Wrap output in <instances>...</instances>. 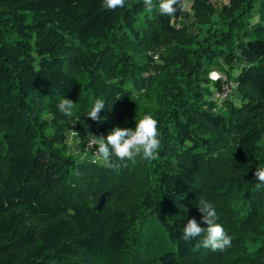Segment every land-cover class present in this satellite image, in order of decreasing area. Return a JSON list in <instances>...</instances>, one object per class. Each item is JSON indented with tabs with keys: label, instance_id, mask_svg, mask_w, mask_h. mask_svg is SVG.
Instances as JSON below:
<instances>
[{
	"label": "trees",
	"instance_id": "16d2710c",
	"mask_svg": "<svg viewBox=\"0 0 264 264\" xmlns=\"http://www.w3.org/2000/svg\"><path fill=\"white\" fill-rule=\"evenodd\" d=\"M189 2L169 16L159 0H0V264H264V0ZM214 69L234 86L222 102ZM144 114L155 159L105 167L68 149L73 129L93 153L92 136ZM201 196L232 237L223 251L182 238Z\"/></svg>",
	"mask_w": 264,
	"mask_h": 264
},
{
	"label": "clouds",
	"instance_id": "9594fccd",
	"mask_svg": "<svg viewBox=\"0 0 264 264\" xmlns=\"http://www.w3.org/2000/svg\"><path fill=\"white\" fill-rule=\"evenodd\" d=\"M126 0H101L102 7L113 9L124 7ZM146 9L151 10L155 5L153 0H143ZM178 0H159L158 8L161 15H172L177 11ZM59 113L65 117H72L76 111L72 100L61 97L56 104ZM105 109V100L96 98L92 103L87 116L93 121H99L98 113ZM157 120L150 114H144L135 122L134 129L114 126L106 136H92L91 146L94 163H102L105 167H113L116 161L133 160L137 155L145 159H155L160 147ZM254 178L260 182L257 187L264 186V167L254 171ZM195 207L202 214L198 222L195 218L188 219L183 225L182 238L184 240L200 237L201 247L210 250L223 251L231 247L232 237L226 232L221 223H218V214L210 200L203 196ZM206 225L202 227L201 225Z\"/></svg>",
	"mask_w": 264,
	"mask_h": 264
},
{
	"label": "rangeland",
	"instance_id": "374dc122",
	"mask_svg": "<svg viewBox=\"0 0 264 264\" xmlns=\"http://www.w3.org/2000/svg\"><path fill=\"white\" fill-rule=\"evenodd\" d=\"M226 2H227V0H218V3H220V4H224ZM190 3L191 2H185L184 6L186 9H188L190 7ZM258 21H259V15H258V11H257V4H255V11L250 16V20H249L247 26L251 27L252 25L256 24ZM214 70L217 71L216 69H214ZM231 100L233 101V104H235L236 106H238L240 104V100L236 96H232ZM66 135H67L66 144L68 146V149L71 153H73L74 155L77 156L78 161H80V162L90 161L91 163H94L93 162L94 156H93L92 150H87L86 152H82V150L80 148L79 139L82 137V134L79 132V130L77 128L73 129V130L67 132ZM89 135H91V134H89ZM97 164L103 165L102 163H97ZM102 195H105V193ZM104 204H105V200H104ZM104 204H103V206H104ZM149 226H150V223H147L143 227V229H142L143 233L149 229ZM157 237H158V239H160L162 237V234L160 231H158Z\"/></svg>",
	"mask_w": 264,
	"mask_h": 264
},
{
	"label": "built area",
	"instance_id": "2783aa9c",
	"mask_svg": "<svg viewBox=\"0 0 264 264\" xmlns=\"http://www.w3.org/2000/svg\"><path fill=\"white\" fill-rule=\"evenodd\" d=\"M185 2H189L191 0H184ZM209 80L211 82H220V84L222 85V91L221 93H217L215 94V98L218 99L219 102L224 101L225 99H227L228 97H230L231 95V89L234 87L232 83L230 82H226V78L225 76H223L222 74L218 73L217 71H211L209 73ZM91 143H87V147H90Z\"/></svg>",
	"mask_w": 264,
	"mask_h": 264
},
{
	"label": "water",
	"instance_id": "95a60500",
	"mask_svg": "<svg viewBox=\"0 0 264 264\" xmlns=\"http://www.w3.org/2000/svg\"><path fill=\"white\" fill-rule=\"evenodd\" d=\"M104 197H105V195H102V196L99 198V200H98V204H97V206H96V209H97V210L102 209L103 204H104Z\"/></svg>",
	"mask_w": 264,
	"mask_h": 264
}]
</instances>
